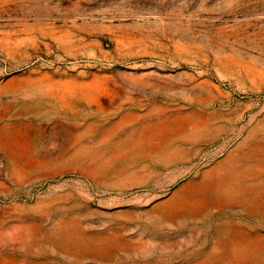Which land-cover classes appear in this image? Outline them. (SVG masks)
Returning a JSON list of instances; mask_svg holds the SVG:
<instances>
[{"label": "rangeland", "instance_id": "374dc122", "mask_svg": "<svg viewBox=\"0 0 264 264\" xmlns=\"http://www.w3.org/2000/svg\"><path fill=\"white\" fill-rule=\"evenodd\" d=\"M0 264H264V0H0Z\"/></svg>", "mask_w": 264, "mask_h": 264}]
</instances>
